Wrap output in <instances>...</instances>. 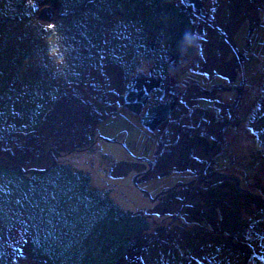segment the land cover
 <instances>
[{
    "label": "rangeland",
    "instance_id": "rangeland-1",
    "mask_svg": "<svg viewBox=\"0 0 264 264\" xmlns=\"http://www.w3.org/2000/svg\"><path fill=\"white\" fill-rule=\"evenodd\" d=\"M222 2L0 0V263L264 264V199L246 191L264 196V0H247L214 50L226 71H208ZM113 63L123 89L153 66L176 92L213 96L181 103L197 133L183 125V160L160 167L186 169L112 175L165 149L125 108L84 141L97 114L75 85L108 88Z\"/></svg>",
    "mask_w": 264,
    "mask_h": 264
},
{
    "label": "crops",
    "instance_id": "crops-1",
    "mask_svg": "<svg viewBox=\"0 0 264 264\" xmlns=\"http://www.w3.org/2000/svg\"><path fill=\"white\" fill-rule=\"evenodd\" d=\"M119 64L113 63L110 68H108L107 74L109 76V85L108 88L105 89V87H94L93 91L91 88L86 85L85 87L81 88L78 84L75 85V88H77V92L81 94V99L83 97L84 101L88 99V103L90 104L89 107L94 109L95 112L94 119L84 126V128H87V131H84L83 134L85 137L83 138L85 142L88 141V139H92L94 136H97V129H96V118L103 119L106 117V115H113L116 114L120 109L125 108L123 103V83L121 82L122 77V70L121 67L117 66ZM119 70L121 74L120 77L117 79L115 76L117 75L113 69ZM121 83V84H119ZM187 84V83H185ZM125 87V86H124ZM199 86L192 83L187 85L182 92H177L178 95V103L170 113V116L163 122L157 129H155L150 135L148 136L149 139L152 140H158L159 142L165 144V149L163 151L157 150L154 153V156L149 161L144 160H138L139 163H133L132 161L128 160H119L117 162H114L111 165L110 172L114 176H127L132 172V170L137 171L139 173H142L141 177L138 179H147L150 177H162L163 175L170 173L171 171L177 169L174 167H170L168 171H165V166L160 167L163 162L170 160V155L172 153L174 155H179L177 158L179 161L183 160L182 154L179 152L180 148L183 146V144H187L190 142L192 143L186 136L183 137V133L181 132V128L183 125L191 126L194 128H191L192 132L194 134L197 133V127L195 124L189 123L191 118L192 112L181 110V103L183 102H190L193 103V93L196 95V97H213V96H207L205 91L202 88H198ZM203 87V86H202ZM194 90V92H193ZM84 94V95H83ZM85 106H88L86 104ZM88 109V107H87ZM183 109V108H182ZM186 114V115H185ZM184 115V116H182ZM180 120L177 122L176 120ZM195 118V117H194ZM184 119V120H183ZM172 122V123H171ZM175 122V123H173ZM82 126V125H81ZM145 129V128H144ZM146 130V129H145ZM114 137V136H113ZM129 136L126 134L123 138H128ZM183 137V139H181ZM99 138H97L98 140ZM138 149V148H136ZM176 149V151H173ZM190 150V148L187 149V152ZM53 156V155H52ZM174 157V156H173ZM184 168L186 169V166L184 165ZM184 168H180L177 170H182ZM189 168H192L191 166Z\"/></svg>",
    "mask_w": 264,
    "mask_h": 264
},
{
    "label": "water",
    "instance_id": "water-1",
    "mask_svg": "<svg viewBox=\"0 0 264 264\" xmlns=\"http://www.w3.org/2000/svg\"><path fill=\"white\" fill-rule=\"evenodd\" d=\"M163 82L161 75H155L153 69L148 73L144 69H136L133 76L125 83L123 94L124 107L129 111L140 114L153 90L158 89ZM175 104L172 101L159 102L148 106L140 117V124L147 131L153 132L170 116Z\"/></svg>",
    "mask_w": 264,
    "mask_h": 264
},
{
    "label": "bare ground",
    "instance_id": "bare-ground-1",
    "mask_svg": "<svg viewBox=\"0 0 264 264\" xmlns=\"http://www.w3.org/2000/svg\"><path fill=\"white\" fill-rule=\"evenodd\" d=\"M229 9H224L223 2L216 6L213 24L207 26L206 40L203 43L202 50L204 59L199 61V65L203 66L205 70H220L226 71L227 64L223 59L214 55V50L220 48L223 51L229 46V32L237 19L243 15V8L247 0H229ZM227 41V42H226Z\"/></svg>",
    "mask_w": 264,
    "mask_h": 264
},
{
    "label": "flooded vegetation",
    "instance_id": "flooded-vegetation-1",
    "mask_svg": "<svg viewBox=\"0 0 264 264\" xmlns=\"http://www.w3.org/2000/svg\"><path fill=\"white\" fill-rule=\"evenodd\" d=\"M205 0H200V6L202 7V3L204 2ZM153 69V66H149L147 68V70H145L146 73H148L149 69ZM154 71V69H153ZM155 75H158V74H155ZM133 76V75H132ZM131 76V77H132ZM130 78V77H129ZM128 78V79H129ZM127 79V80H128ZM125 93V87H124V91H123V94ZM177 92L175 91V89L172 88V84L170 82H166V79L164 80V83L156 90H153L151 93H150V97L149 99L147 100V103L146 105L143 107V110L140 114H135L138 116V118L140 119V117L143 115L145 109L148 107V106H152V105H155L159 102H164V101H172L175 106L176 104L178 103V95L176 94ZM126 109V108H125ZM128 110V109H127ZM129 111V110H128ZM131 112V111H130ZM133 113V112H132ZM51 153L53 154V151L51 150ZM53 161L54 160V156H53ZM52 161V163H53Z\"/></svg>",
    "mask_w": 264,
    "mask_h": 264
},
{
    "label": "trees",
    "instance_id": "trees-1",
    "mask_svg": "<svg viewBox=\"0 0 264 264\" xmlns=\"http://www.w3.org/2000/svg\"><path fill=\"white\" fill-rule=\"evenodd\" d=\"M153 42V41H152ZM254 142H256L257 143V141H254ZM252 146V145H251ZM260 148H261V146H259ZM251 148H254V149H259V148H257L256 146H253V147H251ZM264 150V149H263ZM2 151H4V150H2V148L0 147V154L2 153ZM263 153H261L262 155L264 154V151H262ZM4 153V152H3ZM256 154V153H255ZM4 155V154H3ZM7 158V157H6ZM247 158H249V157H247ZM0 159H1V155H0ZM2 160V159H1ZM238 172H240V170H238ZM243 179L242 180H244V177H242ZM244 182H246L245 180H244ZM246 191L249 193V194H251V195H255V196H259V197H261V199H264V196L263 195H256V194H254V190H252V189H250V188H247L246 189ZM257 206V205H256ZM261 210H262V212H264V205H262L261 207ZM2 258V252H1V246H0V259ZM3 259V258H2ZM0 264H3V262H1ZM4 264H5V262H4Z\"/></svg>",
    "mask_w": 264,
    "mask_h": 264
}]
</instances>
